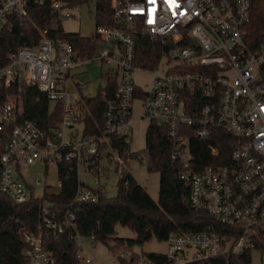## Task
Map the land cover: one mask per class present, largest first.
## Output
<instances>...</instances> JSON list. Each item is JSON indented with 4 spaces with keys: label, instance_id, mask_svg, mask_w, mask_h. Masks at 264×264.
Listing matches in <instances>:
<instances>
[{
    "label": "built area",
    "instance_id": "1",
    "mask_svg": "<svg viewBox=\"0 0 264 264\" xmlns=\"http://www.w3.org/2000/svg\"><path fill=\"white\" fill-rule=\"evenodd\" d=\"M47 1L0 0V30L11 25L13 17L27 19L30 3ZM51 2L63 19L72 17L63 0ZM110 6L116 25H96L90 56L43 31L36 46H21L8 63L0 64V189L16 203H24L42 196L36 193L41 178L29 182L27 167L44 166L47 173L56 166L59 191L61 165H71L78 175L83 167L99 179L103 160H116L120 175L132 158L146 161L131 147L134 102L140 99L143 114L138 122L147 120L167 129L174 143L171 159L189 189L192 206L209 213L216 223L197 232L170 234L163 259L151 258L126 242L111 251L117 261L212 263L249 253L252 264L255 252L264 261V46L250 52L244 44L250 0H110ZM138 35L159 42L162 53L150 52L140 60ZM91 61L107 67V81L115 80L100 131L94 134L84 125V93L79 89L81 96L76 97L67 86L73 70ZM136 72L153 75L148 90L136 85ZM22 85L37 88L51 103L63 106L56 127L44 129L37 120L24 117ZM14 87L17 93L12 92ZM222 134L234 138L229 154L215 143H221ZM113 138L130 145L125 156ZM194 141L202 143L196 150L200 157ZM99 186L79 182L66 209L42 201L40 224L24 233L28 264H56L45 246L48 231L70 233L80 264H97L91 250L99 241L80 234L73 207L97 202ZM46 190L55 191L48 184Z\"/></svg>",
    "mask_w": 264,
    "mask_h": 264
},
{
    "label": "trees",
    "instance_id": "2",
    "mask_svg": "<svg viewBox=\"0 0 264 264\" xmlns=\"http://www.w3.org/2000/svg\"><path fill=\"white\" fill-rule=\"evenodd\" d=\"M64 7H75L93 0H63ZM96 25L115 26L116 20L110 6V0H95ZM63 17L53 6L51 0L44 4L30 3L27 6V19L13 17L11 25L0 30V64L10 61L13 52L24 45L36 46L42 39V32L54 40H67L84 56L93 51L91 37L78 32H66ZM140 60H145L150 52L162 53L159 42L146 36L136 37ZM244 44L250 52H257L264 46V0H250V20L247 24ZM153 62V61H152ZM152 66V63H148ZM264 76V63L261 66ZM115 90V80L109 77L106 87H100L97 95L87 97L83 94L82 110L86 132L94 134L100 131L105 104ZM10 91V90H9ZM16 91L15 87L12 92ZM21 95L25 102L24 117L37 120L44 129L56 127L60 121L63 106L52 105L46 94L35 87L22 85ZM203 103V100H199ZM215 142L224 153H230L235 144L234 138L223 135ZM120 145L124 155L130 145L113 138ZM202 143L194 141L196 150ZM174 143L167 129L150 122L146 132V147L137 150V155L146 157L148 169L160 173L159 200L155 201L133 175L127 172L126 180L120 178L118 191L114 197H106L101 191L97 202L76 204L77 227L83 237L94 236L107 245L110 251L128 242L129 245H144L152 239L166 240L170 234L197 232L214 225L216 219L209 213L196 210L189 200V189L179 177V167L172 162L171 152ZM125 156V155H124ZM134 156V155H132ZM127 158V157H126ZM201 159V158H200ZM203 161V160H202ZM59 178L62 188L59 191H44L41 197H32L24 203H16L0 189V264H28L23 255L27 247L24 238L26 231L35 230L40 224V207L47 199L62 209L71 205L78 183L81 182L78 170L69 164L61 165ZM85 184V183H83ZM126 226L135 232V238H121L116 234V226ZM45 246L56 257V264H80L77 257L76 242L70 233L55 234L48 231ZM154 259L165 258L164 253L146 252ZM188 264H251L248 254L233 256L209 262H191Z\"/></svg>",
    "mask_w": 264,
    "mask_h": 264
},
{
    "label": "rangeland",
    "instance_id": "3",
    "mask_svg": "<svg viewBox=\"0 0 264 264\" xmlns=\"http://www.w3.org/2000/svg\"><path fill=\"white\" fill-rule=\"evenodd\" d=\"M95 10V0L75 7H66L65 12H70L72 17L64 18V30L66 32H78L84 36L93 37L96 32ZM107 72V67H102L99 62H87L73 70L67 81V86L76 97L81 96L79 89H81L87 97L95 96L100 87H105L107 85ZM134 78L136 85L148 90L152 85L154 77L151 73L136 72ZM142 114L143 102L138 99L134 102L133 109L134 121H136V124L134 126V139L131 147L135 151L146 147V132L149 121L145 120L142 123L138 122ZM140 135L142 136L141 140H139ZM122 172V175H120V167L116 164V160L112 163H107L106 160H103L101 162L99 179L96 174L85 170L83 167L79 170V177L86 185L92 187H98L100 185L99 190L102 191L106 197H114L117 194L118 183L121 176L129 172L144 188H146L155 201L159 200L160 173L157 171L150 172L145 160H136L132 158L129 164L122 169ZM26 174L28 181L31 183H33L37 176L41 178L42 184L36 186V193L38 194L43 195L46 184L53 186L55 191L59 189L57 168L54 165L49 167L47 173L44 166H30L27 167ZM116 234L121 238H135V232L126 226L117 225ZM117 248L118 247H113L112 250L116 251ZM135 249L144 252L167 254L168 243L166 240L159 241L157 239H152L144 245H135ZM91 252L96 257L97 264H120L114 253L102 242H98L96 249H92ZM252 264H264V261L260 259L259 253H254Z\"/></svg>",
    "mask_w": 264,
    "mask_h": 264
},
{
    "label": "water",
    "instance_id": "4",
    "mask_svg": "<svg viewBox=\"0 0 264 264\" xmlns=\"http://www.w3.org/2000/svg\"><path fill=\"white\" fill-rule=\"evenodd\" d=\"M126 178H127V175H123V176L121 177L122 180H126Z\"/></svg>",
    "mask_w": 264,
    "mask_h": 264
}]
</instances>
